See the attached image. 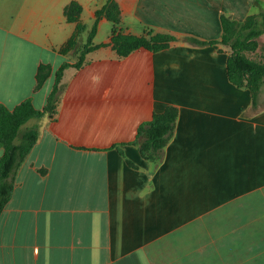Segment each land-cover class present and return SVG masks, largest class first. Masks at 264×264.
Listing matches in <instances>:
<instances>
[{
    "label": "crops",
    "instance_id": "crops-1",
    "mask_svg": "<svg viewBox=\"0 0 264 264\" xmlns=\"http://www.w3.org/2000/svg\"><path fill=\"white\" fill-rule=\"evenodd\" d=\"M72 1L87 40L108 0H0V104L44 109L55 71L78 61L79 45L62 52ZM115 1L126 33L176 39L120 57L101 18L100 46L64 70L55 109L24 125L39 137L0 214V264H264V95L230 80L229 46L188 40L220 41L222 16L243 22L264 0ZM168 107L156 164L137 132Z\"/></svg>",
    "mask_w": 264,
    "mask_h": 264
},
{
    "label": "trees",
    "instance_id": "trees-1",
    "mask_svg": "<svg viewBox=\"0 0 264 264\" xmlns=\"http://www.w3.org/2000/svg\"><path fill=\"white\" fill-rule=\"evenodd\" d=\"M82 6L72 1L65 8L69 22L76 23V31L62 49L67 53L79 45L80 36L86 31V25L80 20ZM106 17L113 23L112 45L118 56L125 57L139 48L159 51L167 48L176 38L165 33H156L147 29L144 35L126 33L122 26L119 5L115 0L96 10V19L75 64L63 63L55 71V79L48 95L44 109H37L31 99H26L13 109L0 104V147L3 155L0 157V214L10 200L14 190V174L36 144L39 132L36 127L24 128L31 119L40 118L45 113L53 111L62 89L61 80L64 70L70 66L79 68L83 65L86 55L100 45L93 44V38L98 30L99 21ZM223 34L220 41H201L188 38L199 45L220 42L231 49L227 68L230 80L239 87H248L254 96L261 92L264 85V62L248 56L260 47V37L264 34V13L250 15L243 22H238L222 16ZM52 73L49 65H40L37 73L36 88L44 86ZM177 109L168 107L161 113H155L151 120L140 125L137 139L141 140L140 150L148 160L159 164L164 156V149L172 135L177 118Z\"/></svg>",
    "mask_w": 264,
    "mask_h": 264
},
{
    "label": "rangeland",
    "instance_id": "rangeland-1",
    "mask_svg": "<svg viewBox=\"0 0 264 264\" xmlns=\"http://www.w3.org/2000/svg\"><path fill=\"white\" fill-rule=\"evenodd\" d=\"M111 25V23H109L107 26ZM86 40V35H82V37L80 38L79 40V49L82 48L83 46V42ZM79 56V55H78ZM248 56L250 58H253L257 61H263L264 62V41H260V47L258 48L257 51L253 52V53H249ZM75 58H77V54H75ZM51 83V81H47V84ZM46 89V85L44 87H42V90H45ZM262 95H264V85L261 89V92H260Z\"/></svg>",
    "mask_w": 264,
    "mask_h": 264
}]
</instances>
